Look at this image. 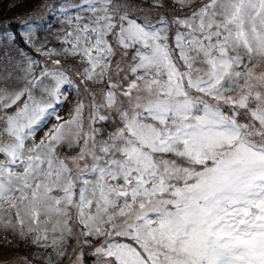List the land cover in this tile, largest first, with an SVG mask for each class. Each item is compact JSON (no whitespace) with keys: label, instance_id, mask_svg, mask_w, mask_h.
<instances>
[{"label":"snow or ice","instance_id":"obj_1","mask_svg":"<svg viewBox=\"0 0 264 264\" xmlns=\"http://www.w3.org/2000/svg\"><path fill=\"white\" fill-rule=\"evenodd\" d=\"M37 9L0 26V264H264V0Z\"/></svg>","mask_w":264,"mask_h":264},{"label":"rangeland","instance_id":"obj_2","mask_svg":"<svg viewBox=\"0 0 264 264\" xmlns=\"http://www.w3.org/2000/svg\"><path fill=\"white\" fill-rule=\"evenodd\" d=\"M41 2V0H40ZM40 2L38 4H36L34 7H32L31 9H27V10H20L21 12L20 13H17V14H14L12 16H7L5 18H3L5 15L0 13V25L3 24V22H7V21H14L16 20L17 17H26L29 13H32L34 9H37V6L40 4ZM50 2V0H49ZM142 7L147 10V5L144 4L142 5ZM39 10V9H37ZM3 18V19H2ZM51 26L53 28V30H55V28L57 27V21L55 19L51 20ZM11 30V29H9ZM22 30V29H20ZM4 47H6V45L3 44L2 40H0V50H2ZM66 111H67V108H65L62 112H61V115H64L65 118H67L66 116ZM27 250L23 247L19 248L18 250L17 249H9V248H3V249H0V259L2 260H14L16 257L18 256H24V251Z\"/></svg>","mask_w":264,"mask_h":264},{"label":"trees","instance_id":"obj_3","mask_svg":"<svg viewBox=\"0 0 264 264\" xmlns=\"http://www.w3.org/2000/svg\"><path fill=\"white\" fill-rule=\"evenodd\" d=\"M17 2H18V0H0V13L5 15L3 18H5L7 16H12V15L17 14V13H20L21 12L20 10H22V9L23 10L31 9L36 4H38L40 2V0H23V2L19 3V6L10 7L11 4L17 3ZM14 21H11V22H14ZM9 22L10 21L3 22V24H1L0 26L7 25ZM13 26H15V25L13 24ZM18 30H20V29H18ZM27 251H28V249L25 250L23 254L25 255Z\"/></svg>","mask_w":264,"mask_h":264}]
</instances>
